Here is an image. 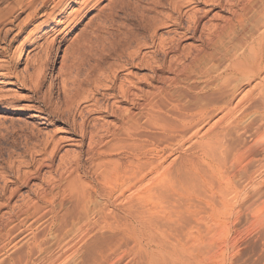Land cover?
<instances>
[{
    "label": "bare ground",
    "instance_id": "1",
    "mask_svg": "<svg viewBox=\"0 0 264 264\" xmlns=\"http://www.w3.org/2000/svg\"><path fill=\"white\" fill-rule=\"evenodd\" d=\"M139 1L126 2L127 4L121 8L123 11L120 10L126 16L133 18V28L130 31L133 33L148 32L150 26L154 25L157 20L152 19L156 18V15L148 17L146 11L149 13L153 11L154 14L160 15L158 14L160 10L157 12V9L164 7H168L172 13L178 15V17H174L170 13V19L173 20L175 27L185 30L181 33L182 36L189 34V38L195 35L202 18L212 10L207 9L206 6L211 5L213 8L221 6L220 11L226 10L229 16L222 17V23L213 24L212 29L207 30L208 36L206 35L205 39L207 49L203 46L192 45L189 48V58H183L184 60L180 59V55L175 54V57L173 55V59L168 61V65L166 64L167 67L164 66L169 74L158 76L163 87L161 83V87L155 85L156 91L152 90L151 93H148L147 99H141L138 94L140 92H135V89L132 91L131 85L124 86L121 82L117 85L118 76H111L110 69L106 66L100 67L97 74L90 72V74L87 73L80 77L77 73L67 71L57 83L50 80L47 87L50 94L57 93V96L62 98V105L55 106L50 113L69 122L71 134L79 136V138L71 140L78 143L79 146L87 140L86 151L96 157L94 162L96 169L91 180L78 186L65 181L68 185L66 187H64L65 184L62 185L65 190L60 193L61 199L64 193H67L66 196L81 203L85 216L71 232L66 236L63 235L62 241L57 243L59 249L55 254L44 249V240L36 238V235L31 240L32 242H28L27 235H23L17 242L11 243L12 238L9 233L2 234L0 230V253L3 255L2 258L0 257V264H28V260H30L29 264H69L70 261H73L72 264H78L73 259L91 249L92 244L89 245V243L97 230L110 232L117 237L118 242L108 251H101L99 257L91 264H205L207 237L218 236L219 229L221 230L225 226L226 221L237 220L243 213H249L252 220H256L255 217L259 218L257 214L264 211V0H245V2H242L243 0H151L149 9L141 6L142 3L140 4ZM60 2L65 4L66 0ZM223 2L230 4L229 7L226 6L227 9L222 7ZM112 4H115L113 0ZM185 4L196 5L191 13H188L182 11ZM41 8H45L44 5ZM51 14V11L45 9L40 16H43V21H46L51 17ZM182 17H185L184 21ZM152 20L153 23L150 25ZM166 24L168 23L166 22ZM206 29V25L202 24L199 33L203 35ZM133 33L130 34L134 35ZM148 36L150 37V35ZM126 37L123 38V41L121 39V42L130 45L133 37ZM157 39L159 43L160 39ZM133 40L135 41L134 38ZM161 41L156 44L162 49H167V53L180 49H178V43L173 44L170 41L169 43L173 45H169L167 48L163 45L164 41L163 43ZM139 43L135 44L138 49H140ZM129 48L131 47L124 48L125 50L121 51L122 54H119V58L125 65L132 62L134 64L138 55L136 47L134 50ZM50 49L52 50V48ZM179 53L181 54V51ZM39 62L32 65L33 72L45 68L43 63L46 60ZM64 62L66 61L64 60ZM94 66L96 67V65ZM120 66L123 67V64ZM151 66L153 67L154 64ZM114 71H116L115 68ZM32 75L33 73L29 76ZM37 75L36 73L34 75L36 79ZM0 77L14 78L7 72H0ZM45 78L46 76L43 75V78L37 83L33 80L36 83V88H40L41 82ZM252 81H255L253 85L251 84L252 87L247 89L241 97L239 96V99L233 104L231 101L240 88L247 84L250 85ZM115 88L120 95V101L115 99L117 95L108 92ZM100 89L103 91L102 93L99 92ZM88 92L92 95L100 93L101 96L96 100L92 96L94 102L90 104L91 108L85 107L79 110L78 100L86 98ZM219 95L222 97L226 95L223 103H220L221 106L216 105L219 102L215 101ZM111 98L113 102H110ZM119 103H129L130 108L122 110ZM164 105L168 106V109L164 110ZM136 109L145 110V113L141 112L144 113L146 119L144 121L147 126L155 128L156 131L159 130L162 136L159 135L163 139L162 144L154 142L156 141L154 136L151 137L154 140H151V143H149L150 140L146 143L136 142L135 139L138 138L136 136L140 135V133L136 135V132L141 128L140 124H143L139 122L140 118L139 115L137 116V112H133ZM94 111L103 112V116L107 117L118 116L120 122L116 128L118 131L110 130L109 122L101 120L102 117H94L92 123L87 125L86 115ZM215 112H220L221 115L202 131ZM76 114L79 120H77ZM159 115L164 119H160ZM100 132L101 134H99ZM159 132L157 131V133ZM231 132L241 139L237 145L230 144L229 142L232 140L227 141ZM122 133L128 137L127 139L132 140L127 144L130 145V149L128 146L125 147V149L128 148L126 150H129L130 160L124 163L107 158L105 147H101L104 142L103 137L109 135L118 139ZM159 135L157 134V137ZM125 141L123 140V142ZM57 143H53L54 145L51 147L50 159L55 156V149L58 148ZM75 154L73 153V155ZM171 155L175 157L164 165ZM77 156L76 158H78ZM63 159L60 157L59 162ZM73 159L70 160L73 161ZM47 160H45L46 163ZM48 162V164L44 162L42 165L45 164L50 169L53 161L49 160ZM61 163L63 164V162ZM28 173L30 172L28 171ZM27 175L26 173L23 176L22 173L21 178L22 176L23 178L20 180L22 184L27 183V179L30 177ZM68 178L70 177L68 176ZM58 180L60 181V179ZM41 186L43 187V185ZM51 193L54 192L51 191ZM51 193L48 190L41 193L42 200L47 204L55 203L58 196L55 194L56 192ZM90 193L103 199L97 210L90 209L92 212L88 207V203L91 202L88 197ZM11 194L13 191L9 196ZM33 209L35 210V207ZM207 219L211 221V224H208ZM233 223L235 222L233 221ZM229 224L227 223V225ZM86 245L87 249L84 248ZM42 253L44 255H41ZM36 255H40V257L35 263L32 257Z\"/></svg>",
    "mask_w": 264,
    "mask_h": 264
},
{
    "label": "rangeland",
    "instance_id": "2",
    "mask_svg": "<svg viewBox=\"0 0 264 264\" xmlns=\"http://www.w3.org/2000/svg\"><path fill=\"white\" fill-rule=\"evenodd\" d=\"M60 1L61 0H0V69L3 68V70H0V72H7L14 76V78L5 79L4 77H0V230L2 231V234L9 233L10 238H12L11 243L17 242L23 235H27V241L32 242L31 240L36 235V238L44 240V249L51 251L54 254L57 253L59 249L57 247V243L59 244L62 241L63 235L65 234L66 236V234L71 232L73 228H75L76 225L81 222V220L85 216L84 210L81 208V203H78L75 201V199L66 196L65 194L67 193H64L63 198L61 199L62 195L60 193H63V191L65 190L64 187H66L68 184H74L75 186H78L82 185L83 183L84 185L86 182L91 180L96 169V167L94 166L96 157L92 156V154H89V152L86 151L87 140L81 146L71 140L74 138H79V136L78 134H71L72 132L70 131L69 122H67L60 116L58 117L57 115H52V113H50V111L53 110L55 106L62 105V98L60 96H57V93L50 94L47 88L50 80H53L55 83H57L60 78L64 76L63 74H65L67 71L77 73L80 77L87 73L90 74V72L97 74L100 67L106 66L108 69H110L109 74L111 76H118L119 80L117 82V85L120 82L124 86L131 85L132 91H134L135 89V92H140L138 94H140L141 99H147L146 96L149 95L148 93H151L152 90L156 91L157 87H161V85L163 87V84L160 82L158 76H165L169 74L166 72L167 69L165 67H167V65L169 64L168 61L173 59V55L174 57L175 54L177 56L180 55V59H188L189 48L192 45H197L196 47L203 46V48L207 49L208 46L206 45L207 42L205 39L206 35L208 36V34L206 32L212 29L213 24L222 23V17L229 16V13L226 10L222 12L220 11L221 6H218L217 8H213L211 5L206 6L207 9L210 8L212 10L207 13L204 18H202L200 26L196 30L195 35H193L192 38H189V34L182 36L181 33L184 29H178L177 27H175L173 20L170 19V13L174 17H178V15L172 13L170 9H168V7H164L157 9V12L160 10V12H158V14L160 15L154 14L155 12L153 11H150V13L149 11H146V15H148V17L150 18L156 15V18L154 17L152 19L157 20L158 22H156L158 24L155 22L154 25L156 24L157 27L156 25L154 27V25H151L153 23L152 20L150 23V29L152 27H154L155 29H149L150 31L148 30V32L146 33L141 32L142 34H139L140 32H130L133 28V18L130 16H126L121 9L128 2H138L139 0H124V2L123 0H113V3L117 5H113L112 0H66L65 4H61L62 2ZM150 1L151 0H140L139 2L140 4L142 3L141 6L149 9L148 7H150ZM242 2H245V0H243ZM41 3L45 8H41ZM223 4L224 5L222 7H225V9H227V7H229L230 5L224 2ZM195 5L196 4H185L182 8V11L191 13L193 8H195ZM238 5H236V7ZM239 6L237 8H239ZM113 7H116V9H114ZM45 9H47V11L49 12L51 11L52 14L51 17L47 18L46 21H43L44 17L40 15ZM183 18L185 17H182V20L184 21ZM169 19L171 20L173 25L171 24V22H169ZM166 22L168 24H166ZM202 24H205L207 28L203 34L204 36L199 33V29ZM130 33H133L134 35ZM148 35H150V37ZM125 36H127L126 38L132 36L136 42L132 38L131 43H129L130 45L126 43L123 44L121 42V39L123 41V38H125ZM157 38L160 39L159 43L161 40H163V45H165V47L167 48L169 45L178 43V49H180L175 52L170 51L169 53H167V49H162L157 45L159 44L157 42ZM138 41L141 43H139ZM163 41L161 42L163 43ZM170 41L171 43L173 42V44H170ZM136 43L141 44H138V47L140 49L135 46ZM128 46L131 47L129 48L130 50H134V47H136L135 49L138 51V55L137 59L134 60V64L132 62L131 64L125 65L124 63H122L123 60L119 58V54H122L121 51L125 50L124 48H127ZM50 48H52V50ZM180 51L181 54L179 53ZM116 53L118 54V56ZM140 57L142 59H145H143L142 61ZM18 58L20 59L17 60ZM63 59L66 62H64ZM38 60L41 62L46 60V62L43 63L45 64V68L43 67L44 69L33 72L34 69L32 68V65L40 63ZM119 63H122L123 67L120 66L122 64L119 65ZM152 64H154V68L151 66ZM94 65H96V67ZM158 67H160L161 69H158ZM111 68L113 69V72ZM114 68L116 71H114ZM163 69L164 71L162 72ZM154 71L156 74L154 73ZM29 73H33V75L29 76ZM35 73L36 75L38 74L37 79L34 76ZM43 75L46 76V78L41 82L40 88H36L35 84L43 78ZM155 75L157 76V78ZM33 80L36 83H34ZM32 83L34 86L32 85ZM254 83L255 81H252L250 85L247 84V86H242L237 95L234 97L235 100L232 99L231 102L236 103V101L239 99V96L241 97V95L244 94L247 89L252 87L251 84L253 85ZM99 92L102 93L103 91L100 89ZM108 92L111 94H115V96L117 95L118 97L116 96L115 99H119L120 101V95H118L116 88L113 91ZM146 92L147 94H145ZM100 93L92 95L90 92H88V96H86V98L79 99V110H82L85 107L91 108L90 104H93L94 98V100H96V98L99 99V97L101 96ZM223 97L220 95L217 96V100L215 101L219 103H217L216 105H222L220 103H223L226 95H224ZM101 101L102 100H100V102ZM111 101L113 102L112 98L110 99V102ZM119 105L121 108H123L122 110L130 108L129 103H119ZM165 109H168V106L164 105V110ZM142 111L145 113V110L142 109L133 110V112L136 113L137 116L139 115V122L143 123H139L141 125V128L136 132V135H139V133L140 135L136 136V138L138 137L137 139H135L136 142L146 143L150 140L149 143H151L152 141H154L151 137L154 136V139H156V141L154 142H159L158 144H162L163 139L160 137L161 134L159 130L157 129V131L159 132L157 133L155 128L147 126L146 121H144L146 120L144 118V113H141ZM103 115V112H91L89 115H86V124H91L94 117H102L101 120L107 123L109 122L108 124L110 125V130L115 129V132L118 131L116 129L120 123L118 120V116L107 117ZM220 115V112H215V114L212 116L213 118L211 117L212 119H210L209 123L207 122V126L205 125L202 131H204L206 127L210 125V123L219 118ZM76 117L77 120H79L77 114ZM159 118L164 119L160 115ZM99 134H101V132ZM157 134L160 135L157 137ZM44 137L47 141L44 139ZM51 137L52 139H50ZM122 137L123 139H121ZM112 138L113 137L109 135H107V137H103L104 142L103 146L101 147H105L104 149H106L107 151L106 157L111 160H118L123 163L130 160V156L128 154L129 150L126 149L129 148L130 145L127 144L131 143L132 140L127 139L128 137H126L124 133L120 134L118 139L113 138V140ZM119 139L121 140L118 141ZM227 139H229L227 140L228 142L232 140L229 142L232 145H237V142L241 141V139L239 138V140L237 136L233 134V132H231L230 136H228ZM39 140L42 142H40ZM123 140L126 141L123 142ZM53 143H57L58 148L55 149V156L53 157V159H50V152L52 150L51 147L54 145ZM127 146L128 148L125 149V147ZM64 153L67 154L66 157ZM73 153L76 154L73 155ZM59 156L62 157V159H65L59 162ZM76 156L78 158H76ZM72 157L76 159H73ZM174 157V155L169 156L166 162H164V165L169 163ZM70 159H73V161H71ZM45 160H47V163ZM49 160L53 161L50 167L51 170L48 166H45V164L49 163ZM44 162L45 164L42 165ZM61 162H63V164L65 165L62 166L63 164ZM73 163L76 165H72ZM66 164L70 165L68 166ZM73 168L74 170H72ZM28 171L30 173H28ZM24 172L28 174L27 176H30L27 179V185L22 184L20 181L26 174H24ZM22 173L23 176L21 178ZM49 175L52 177V181L50 180L51 177ZM68 176L70 178L67 179ZM46 178L49 179L47 180ZM58 179H60V181ZM46 180L48 183L46 182ZM50 181H56L55 183L57 184L54 185L55 183H51ZM65 181H67L68 184H66L67 182ZM41 185H43V187ZM55 186L57 187V189ZM58 188L61 190V192ZM45 190H48L49 193H51L52 191L54 193L56 192L55 194H58L55 203L47 204V202H44L42 200L41 193ZM12 191L13 194L9 196ZM89 195L90 196L88 197H90L91 201L90 203H88L89 210H97L98 205L103 202V199L93 193H90ZM36 204L38 205V208L36 207ZM34 207L35 210L33 209ZM91 210L90 212H92ZM257 216H259V218L255 217L256 220H252L251 215L249 216V213H243L237 219L238 221L233 219L226 221L225 226H223L221 230L219 229L220 233L218 234V236H215L213 238L207 237L206 253L204 257L205 264H264V211L257 214ZM231 220H233L237 224L233 223V221ZM207 221H209V219H207ZM210 222L211 221H209L208 224H211ZM227 223L230 226L227 225ZM117 240V237L110 232L97 230L95 232V236L91 238L89 243V245L92 244V247L90 246L91 249L86 250L83 255L81 254L79 257L73 260L78 264H91L93 260L99 257V253L101 251L106 252L110 247L115 246V243L118 242ZM84 248L87 249V245L84 246ZM41 255H44V253H42ZM2 256L3 255H1L0 257L2 258ZM38 257H40V255L32 257L35 263L37 262V259H39ZM29 263L30 260H28V264ZM72 263L73 261L69 262V264Z\"/></svg>",
    "mask_w": 264,
    "mask_h": 264
}]
</instances>
